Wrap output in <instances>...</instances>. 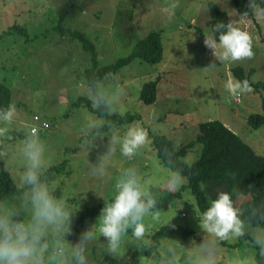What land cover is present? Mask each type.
I'll return each mask as SVG.
<instances>
[{
    "label": "rangeland",
    "instance_id": "374dc122",
    "mask_svg": "<svg viewBox=\"0 0 264 264\" xmlns=\"http://www.w3.org/2000/svg\"><path fill=\"white\" fill-rule=\"evenodd\" d=\"M212 1L226 11L229 22L249 31L253 37L254 56L236 63L221 64L204 41L211 34ZM162 0H0V86L8 89L9 104H15L20 120L14 122L8 133L0 138V151L8 153L10 163L0 161V171L18 167L14 161L15 149L24 139L30 122L42 125L50 165L67 159L65 172L48 181L60 187L76 208L72 219L87 206L106 205L114 192L116 179L123 168L136 166L146 190L178 191L166 210L160 211L159 220L145 218L147 232L142 243L128 239L119 255H110L101 247L104 238L89 245V264H102L105 256L119 259L121 264H159L162 250L168 244L177 245L178 264H187L193 250L210 240L199 226L196 199L187 187V178L173 188L167 177L174 171L160 162L151 139L131 160L117 151L109 161L112 180L101 183L88 176V168L98 166L108 155L111 128L100 130L94 137H86L83 128L91 119L99 117L85 105L73 104L80 98L89 99V84L85 71L91 68L90 53L68 29L84 32L94 43L97 67L111 64L128 55L133 46L150 31L158 32L163 44V58L159 63L135 59L118 72L106 75L103 82L115 79L120 85L117 111L138 114L141 119L131 123L110 124L122 131L130 125L140 124L148 131L167 136L176 148L195 139L199 123L217 119L240 136L257 153L264 155V123L254 127L249 116L264 117V21L240 17L232 0H181L180 8L171 20L160 11ZM63 28L61 33L59 28ZM215 64V67L209 68ZM240 66L245 79L252 86L250 93L239 96L228 94L223 82L235 78L233 68ZM89 68V69H90ZM159 79L157 99L145 104L139 99L142 86ZM91 105L92 102L89 99ZM93 106V105H92ZM200 144L187 149L183 160L192 163L199 156ZM69 171V173H67ZM15 182V181H14ZM92 186L95 188H88ZM223 190H216V195ZM20 194V193H19ZM12 195L11 200L17 195ZM216 197V196H215ZM247 196H239L240 206ZM101 210L89 222L84 220L79 233L68 243L78 242L80 235L96 223ZM183 215V216H182ZM250 228L253 226L247 222ZM164 224H176L191 229L194 237L186 239L152 238V233ZM151 247L150 254L135 256L138 249ZM256 249L251 237L245 235L218 242L216 264H244V257H255ZM259 261V259H258ZM264 264V261H259Z\"/></svg>",
    "mask_w": 264,
    "mask_h": 264
},
{
    "label": "clouds",
    "instance_id": "9594fccd",
    "mask_svg": "<svg viewBox=\"0 0 264 264\" xmlns=\"http://www.w3.org/2000/svg\"><path fill=\"white\" fill-rule=\"evenodd\" d=\"M180 4L181 0H162L160 11L171 20ZM244 13L264 21V0H249L248 10ZM204 43L221 64L236 63L254 56L251 33L234 26L233 22H217L211 27V34L206 36ZM213 67L215 64L209 68ZM88 87L94 108L105 113L117 111L120 85L115 79L107 83L94 80ZM223 89L230 95L239 96L250 93L252 86L248 80L229 77L223 82ZM19 120L15 104L0 107V138ZM105 126L106 121L100 119L87 121L83 128L85 142ZM107 126L111 128L108 155L103 163L88 168V176L101 183L112 180L109 161L117 151L131 160L149 141L148 130L140 124L130 125L123 131ZM45 128L46 123L30 122L24 139L15 149L13 160L18 161L19 166L11 167L9 171L20 194L11 200L0 199V264H89L90 244L103 237L105 242L100 243V247L110 255H119L122 245L129 238V231L131 240L142 243L147 232L145 218L159 220L160 211L157 196L145 189L136 166L120 171L114 192L106 200L96 223L80 235L77 243H68L67 236L76 208L65 196L57 195L56 189L46 178L50 160L42 135ZM0 161L10 163L6 151H0ZM182 180V176L174 171L167 177V184L178 188ZM89 188L95 190L92 186ZM233 197V192H219L210 200L207 208L197 214L199 226L210 240L193 250L187 257V264H216L218 242L246 234L251 237L257 255L244 257V264H259L258 258H264V227L250 228L242 219ZM177 247L168 244L162 250L159 264H178Z\"/></svg>",
    "mask_w": 264,
    "mask_h": 264
},
{
    "label": "trees",
    "instance_id": "16d2710c",
    "mask_svg": "<svg viewBox=\"0 0 264 264\" xmlns=\"http://www.w3.org/2000/svg\"><path fill=\"white\" fill-rule=\"evenodd\" d=\"M234 8L240 17L254 18L244 12L248 10L249 0H232ZM211 14V26L217 22L228 24L229 19L226 11L217 7L214 2L208 3ZM61 33L63 28L58 27ZM70 38L79 41L83 48L90 53L91 68L85 71L87 80L100 81L106 75L118 72L122 67L128 65L135 59H140L149 63H159L163 58V44L158 32L150 31L143 39L136 42L131 52L116 59L113 63L97 67L96 50L94 43L88 36L79 30L68 29ZM233 73L239 80H246L244 69L236 66ZM159 79L155 78L146 82L140 91L139 99L145 104H153L157 99V85ZM264 86L258 83L256 89ZM9 90L0 86V107H7L8 99L11 98ZM85 105L90 111L99 117L106 119V126L113 123H131L136 119L140 120L138 114L130 112L121 114L118 112L105 113L94 108L89 99L80 98L73 104ZM249 122L254 127H259L264 123V117L259 114L249 116ZM199 133L192 141L181 144L179 148L165 135L155 134L148 131L152 146L156 150L160 162L172 171L178 172L187 178V187L196 199L199 213L205 210L211 199L216 196V190L230 191L234 193V201L239 196H247L240 206L242 219L253 226L264 227V155L257 154L250 145L243 141L238 134L227 127L223 122L214 119L199 123ZM200 144L199 156L192 163H186L183 157L187 149L195 144ZM67 159L51 165L46 170V178L53 179L65 172ZM69 173V171H67ZM57 195L60 194V187L55 188ZM157 188L152 190V194L158 198L159 211L166 210L173 198L178 197L179 192H162ZM20 193V189L15 185L8 171H0V199H6L12 195ZM105 206H87L79 215L72 219L70 234L67 239L75 238L79 233V226L84 220H89ZM194 237L191 229L176 224H164L152 233V238L158 240L162 237L181 238ZM151 247L138 249L135 256L146 253L150 254ZM263 261L264 258H258ZM102 264H121L119 259L105 256L101 260ZM126 264V263H125Z\"/></svg>",
    "mask_w": 264,
    "mask_h": 264
},
{
    "label": "built area",
    "instance_id": "2783aa9c",
    "mask_svg": "<svg viewBox=\"0 0 264 264\" xmlns=\"http://www.w3.org/2000/svg\"><path fill=\"white\" fill-rule=\"evenodd\" d=\"M45 123H46V124H47V126H48V123H47V122H45V121H43V122H42V125H43V124H45Z\"/></svg>",
    "mask_w": 264,
    "mask_h": 264
},
{
    "label": "crops",
    "instance_id": "0c3cea01",
    "mask_svg": "<svg viewBox=\"0 0 264 264\" xmlns=\"http://www.w3.org/2000/svg\"><path fill=\"white\" fill-rule=\"evenodd\" d=\"M264 261V260H263ZM262 262V261H261Z\"/></svg>",
    "mask_w": 264,
    "mask_h": 264
}]
</instances>
